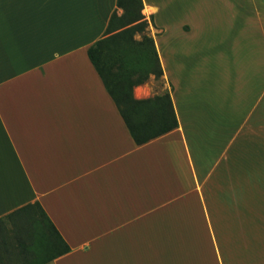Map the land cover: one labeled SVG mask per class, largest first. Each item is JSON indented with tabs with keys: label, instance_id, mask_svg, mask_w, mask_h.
<instances>
[{
	"label": "crops",
	"instance_id": "0c3cea01",
	"mask_svg": "<svg viewBox=\"0 0 264 264\" xmlns=\"http://www.w3.org/2000/svg\"><path fill=\"white\" fill-rule=\"evenodd\" d=\"M142 2L178 126L137 144L87 54L117 0H0V264H264V0Z\"/></svg>",
	"mask_w": 264,
	"mask_h": 264
},
{
	"label": "trees",
	"instance_id": "16d2710c",
	"mask_svg": "<svg viewBox=\"0 0 264 264\" xmlns=\"http://www.w3.org/2000/svg\"><path fill=\"white\" fill-rule=\"evenodd\" d=\"M117 7L122 12L112 13L104 36L87 49V54L129 133L137 144H141L174 129L178 120L170 92L140 99L134 97L135 86L145 83L150 75L161 77L163 69L153 38L144 33L149 22L141 13L142 0H117ZM152 19L150 16L153 23ZM135 33H140L141 38L135 39ZM35 205L38 211L30 210L33 205L27 204L9 213L6 219L11 222L36 220L48 233L54 231L57 234L43 209L38 203ZM3 225L4 218H0V239L5 238ZM63 243L61 253L69 250Z\"/></svg>",
	"mask_w": 264,
	"mask_h": 264
},
{
	"label": "rangeland",
	"instance_id": "374dc122",
	"mask_svg": "<svg viewBox=\"0 0 264 264\" xmlns=\"http://www.w3.org/2000/svg\"><path fill=\"white\" fill-rule=\"evenodd\" d=\"M214 10H215V7H214ZM212 11V13H214L215 11ZM148 32V27L146 28L145 30V34H147ZM134 38L135 39H140L141 38V34L140 33H135L134 34ZM160 84V79L159 78H155L154 76L150 75L148 77V79L146 80V82L144 83V85L149 89H152V91H162V92H166V91H169V88L168 87H164V85L162 86V88L158 87ZM133 94H135V87L133 88Z\"/></svg>",
	"mask_w": 264,
	"mask_h": 264
}]
</instances>
